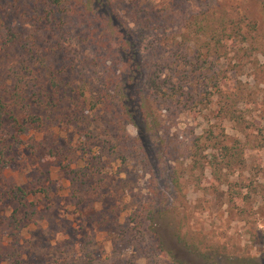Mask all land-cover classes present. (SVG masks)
<instances>
[{
    "label": "rangeland",
    "instance_id": "1",
    "mask_svg": "<svg viewBox=\"0 0 264 264\" xmlns=\"http://www.w3.org/2000/svg\"><path fill=\"white\" fill-rule=\"evenodd\" d=\"M111 1L94 0L95 8L110 15L112 24L130 38L128 13L114 14ZM144 1L149 7L163 2ZM263 6L264 0H186L184 14L226 9L257 21L258 27L244 44L250 55L232 52L229 59L236 100L229 103L236 111L230 120H223L217 102L205 97L191 104L186 116L172 111L165 119L175 132L195 128L202 133L210 124L217 135H226L228 143L240 142L243 169L189 171L186 142L179 139H168L171 157L161 158L162 146L145 135L141 115V126L128 125L127 141L122 142L110 113L90 110L84 99L71 93L75 96L68 95V105L32 113L45 120L47 130L32 124L26 113L21 114L20 126L7 127L6 143L22 139L38 148L32 152L25 145L14 147L11 164L0 166V264H264ZM87 25L67 19L56 35L69 51L86 60L80 64L81 77L99 84L106 75L119 72L120 63L102 48L85 56L83 39L92 29ZM165 27L166 35L181 33L173 22ZM154 46L156 40L145 41L147 57L155 54ZM1 47L0 42V71L7 76L11 59L18 58ZM27 120L32 125L23 132ZM137 135L142 136L150 164L135 143ZM44 147L56 149L57 155ZM215 152L211 146L205 153L210 159ZM186 167L188 171H182ZM175 173H186L181 193L171 181ZM18 187L46 189L47 194L30 196L21 204L14 197ZM152 189L159 190L166 203L153 215L155 232L150 214L143 211L145 203L155 198Z\"/></svg>",
    "mask_w": 264,
    "mask_h": 264
},
{
    "label": "trees",
    "instance_id": "2",
    "mask_svg": "<svg viewBox=\"0 0 264 264\" xmlns=\"http://www.w3.org/2000/svg\"><path fill=\"white\" fill-rule=\"evenodd\" d=\"M161 1L162 5L152 7L147 6L144 0L111 1L114 14L120 10L129 15L132 26H126V30L130 38H125L121 28L112 24L110 15L97 11L94 0H0L1 48L18 58L16 61L11 59V71L7 76L0 71L2 169L11 164L14 147L25 145L32 152H37L38 148L35 142H24L22 139L6 143L7 127L20 126L21 114L26 113L28 118H32V124L47 130L45 120L32 113L37 109L55 111L68 105L70 97L75 95L84 99L90 110L110 113L122 142L127 141L125 132L128 125L140 127L141 120L145 124V135L159 141L162 146L161 158L171 157L167 145L169 138L186 142L189 171H235L244 168V151L240 142L228 143L226 135H217L210 124L202 133H197L195 128L175 132L167 127L165 119H170L172 111L186 116L190 105L203 101L204 97L210 103L217 102L223 120H230L235 115L236 111L229 105L232 101L233 105L236 104L229 59L232 52L239 54L243 51L245 55H250L244 44L250 41L249 36L258 27V22L226 9H207L187 15L184 14L187 12L186 0ZM2 2H8L7 6L1 7ZM67 19L82 20L92 28L83 39L85 56L95 47L97 50L105 49L120 63L119 72L106 75L99 80V84L94 81L89 83L81 77L80 64L85 65L86 60L72 49L69 51L56 35L63 31ZM170 22L176 24L175 29H179L180 34L171 31L166 35L165 25ZM150 38L156 40V46L151 50L155 54L147 57L144 43ZM138 55L139 60L136 59ZM88 90L91 91L89 95ZM27 123L28 120L21 131L29 130L32 124ZM140 135L135 137V143L143 148ZM211 146L217 152L208 159L205 152ZM44 148L57 155L56 149ZM145 150L144 159L150 164ZM182 171H188L187 167ZM184 176L186 173L171 176L172 184L180 193L183 192L181 179ZM217 176L221 178L222 174ZM153 177L156 179L154 173ZM153 192L155 198L145 203L143 211L150 214L151 228L155 232L153 215L166 203H163L164 196L159 190ZM39 193L47 194L46 189L18 187L14 197L21 204H26L30 196ZM159 199H162L161 204H158ZM159 243L162 249L160 239ZM162 251L170 258L168 250L164 248Z\"/></svg>",
    "mask_w": 264,
    "mask_h": 264
}]
</instances>
